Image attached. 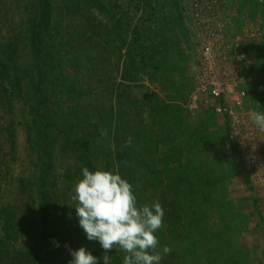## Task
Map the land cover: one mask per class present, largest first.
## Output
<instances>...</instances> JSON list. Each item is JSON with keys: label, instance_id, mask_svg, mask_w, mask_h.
<instances>
[{"label": "rangeland", "instance_id": "1", "mask_svg": "<svg viewBox=\"0 0 264 264\" xmlns=\"http://www.w3.org/2000/svg\"><path fill=\"white\" fill-rule=\"evenodd\" d=\"M8 42L31 76L7 91L0 77V264H39L30 222L43 194L42 264L80 247L103 264L72 199L85 166L118 171L138 204L160 202V264H264V130L249 118L264 111V0H0V51ZM213 83L228 91L219 102ZM107 254L123 264V250Z\"/></svg>", "mask_w": 264, "mask_h": 264}, {"label": "clouds", "instance_id": "2", "mask_svg": "<svg viewBox=\"0 0 264 264\" xmlns=\"http://www.w3.org/2000/svg\"><path fill=\"white\" fill-rule=\"evenodd\" d=\"M250 121L264 130V111L250 113ZM101 135H106L102 132ZM128 143H131L129 140ZM72 199L78 225L88 241H97L105 250L103 264H110L113 248L125 253L123 264H160L171 249L158 248L155 233L165 216L159 201L138 204L132 185L118 171L81 168V179L75 182ZM57 246H59L57 244ZM69 264H100L86 247L70 250Z\"/></svg>", "mask_w": 264, "mask_h": 264}, {"label": "trees", "instance_id": "3", "mask_svg": "<svg viewBox=\"0 0 264 264\" xmlns=\"http://www.w3.org/2000/svg\"><path fill=\"white\" fill-rule=\"evenodd\" d=\"M32 29V35L31 38L33 45L35 48L40 49L43 45V38L39 35L38 27L31 26ZM19 48L16 44L12 42H8L3 46V50L0 51V58L2 63H0V77L5 82L4 88L7 91V86L13 88H21L25 82V80L30 77V72L26 71L27 68H24L21 61H20V54H19ZM39 78L43 76V72L41 73L38 71ZM36 90H38L39 87H35ZM43 199L41 203V218L39 220V223H34L33 221L30 222V227L32 230V234L34 235L36 240L35 247L31 250L30 256L38 260L39 264H42L43 259H38V255L41 251V241L43 238H46L45 233L48 231V218L49 215H51V200L50 197L43 194ZM166 209H168V213L170 214V217L175 218L174 215H172L173 212H177L176 210V203H165ZM16 217L15 215L9 210L4 209V211L1 213V222L3 223V231L5 233V239L12 238V235L16 232V225H15ZM39 224V226L37 225ZM37 225V227H35ZM52 233L49 234L50 237H52ZM45 235V236H44ZM83 244L88 245V243L85 240H82ZM34 263V262H33Z\"/></svg>", "mask_w": 264, "mask_h": 264}, {"label": "built area", "instance_id": "4", "mask_svg": "<svg viewBox=\"0 0 264 264\" xmlns=\"http://www.w3.org/2000/svg\"><path fill=\"white\" fill-rule=\"evenodd\" d=\"M208 51V49H207ZM227 89L225 87H223L222 85L218 84V83H213V85L211 86L210 90H209V96L211 100H215L217 102L221 101L222 99H224L226 97L227 94ZM237 105L240 106L241 103L237 102ZM215 111L218 114H223L226 115L231 121L232 123H236V116L232 110V108L230 106L227 105H218L215 107ZM236 128L235 126H232V131H231V138H235L236 137Z\"/></svg>", "mask_w": 264, "mask_h": 264}]
</instances>
